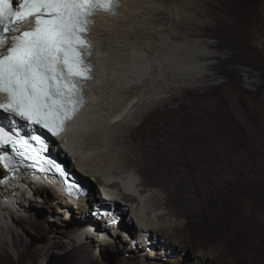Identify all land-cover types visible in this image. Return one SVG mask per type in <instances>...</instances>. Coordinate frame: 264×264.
<instances>
[{
	"label": "bare ground",
	"instance_id": "bare-ground-1",
	"mask_svg": "<svg viewBox=\"0 0 264 264\" xmlns=\"http://www.w3.org/2000/svg\"><path fill=\"white\" fill-rule=\"evenodd\" d=\"M236 1H206L207 13L215 17L217 27H232L226 21V14L231 12ZM173 2L124 0L118 13L100 14L94 28L99 76L88 91L91 104L83 124L77 126V130L84 128L85 131L68 137V152H72L76 160L75 170L84 171L92 189V180L94 182L96 178L102 184L100 188L110 191L114 198L99 201L97 209L83 208L85 200L81 198L75 201L79 210L74 211L76 207L72 210L65 206L63 197L53 187L36 188L32 193L12 190L5 185L7 182L0 180V260L11 261L14 254L17 259L26 255L30 242L18 227L37 226L43 231L53 228L52 224L46 226L31 212L35 209L34 201L51 204L53 212H65L61 217L65 232L74 228L72 223L75 221L84 229H91L95 224L92 229L102 232L99 239L87 236L86 241L79 242L78 236L71 231L68 242H78L73 249L85 264H99L101 256L119 264H176L172 257L184 255L197 257L198 263L210 257L205 233L197 222L206 219V206L211 198L223 196L221 192L230 185L241 186L235 179V175L239 178L241 161L234 157L236 136L231 128L236 117L220 98L208 109L211 118L203 119L188 110V106L183 107V114L176 109L174 103L179 97L173 88L146 91L148 84L138 59V46H148L147 40L165 31L162 19L176 20L172 16ZM193 25L196 28L202 26ZM178 28L189 34V29L182 23ZM171 37L179 36L173 32ZM203 55L202 59L213 57L209 53ZM235 56L230 55L228 59ZM236 90L240 106L246 110L248 100L239 86ZM136 120L141 122L135 124ZM114 125L119 126L116 131L111 130ZM236 127L243 130L240 123H236ZM0 169V178L5 177L2 167ZM23 180L24 184L30 179ZM142 185L157 190L152 192L151 187L143 189ZM235 197L237 191L230 189L221 201L224 198L231 201ZM102 207L110 208V212L106 213ZM76 212L79 219H76ZM179 213L186 216L188 222L174 219ZM252 213L248 211L244 215L251 219ZM98 216L105 218V224L97 225ZM229 219L230 213L225 214L222 221L227 223ZM48 220L59 221L51 217ZM118 224L119 232L115 234ZM128 229L133 238L126 237ZM121 231H125L124 239L117 242ZM257 257V264H264L262 251L257 252Z\"/></svg>",
	"mask_w": 264,
	"mask_h": 264
},
{
	"label": "rangeland",
	"instance_id": "rangeland-1",
	"mask_svg": "<svg viewBox=\"0 0 264 264\" xmlns=\"http://www.w3.org/2000/svg\"><path fill=\"white\" fill-rule=\"evenodd\" d=\"M206 1L174 0L171 6L176 20L162 19L165 31L147 40L148 46H138V59L148 84L146 91L160 92L173 88L179 97L174 103L176 109L183 114V107L188 106V110L203 119L211 118L208 109L220 98L236 117L231 128L236 136L237 153L234 157L241 161L239 178L235 175V179L241 186L230 185L221 193L225 195L230 193V189H235L237 197L231 201L225 198L221 201L224 195L211 198L206 206V219L197 222L205 233L207 251L211 255L198 263L193 255L174 256L172 259L176 264H257V252L264 253V0H237L231 12L226 14L230 28L216 26L215 17L207 13ZM181 23L189 29V34L179 30ZM193 23L202 26L196 28ZM173 32L179 37H171ZM203 53L213 57L202 59ZM233 54L236 56L228 59ZM236 86L243 90L248 100L246 110L240 106ZM140 122L136 120L135 124ZM236 123L242 124L243 130H239ZM116 127L114 125L111 130L116 131L119 126ZM138 176L143 181V177ZM94 179V189L99 191L102 184ZM150 187L142 185L143 189ZM151 190L154 192L157 188ZM34 208L31 212L46 226L52 224L53 228L43 231L37 226L18 227L30 242V247L22 258L17 259L14 254L11 261L0 260V264H58L61 255L63 258L59 264H85L73 249L78 242H68L71 231L78 236L79 242L86 241L87 236L99 239L102 232L78 227L76 221L72 223L74 228L65 232L61 218L65 212H53L54 207L47 202L34 201ZM248 211H253L251 219L244 215ZM229 213L231 220L224 223L222 218ZM77 215L76 212V219H79ZM49 217L59 221H50ZM174 219L188 222L182 213ZM111 227L113 230V224ZM124 232H120L117 242L124 239ZM126 232L130 233L129 229ZM98 263L119 264L107 256H101Z\"/></svg>",
	"mask_w": 264,
	"mask_h": 264
},
{
	"label": "snow or ice",
	"instance_id": "snow-or-ice-1",
	"mask_svg": "<svg viewBox=\"0 0 264 264\" xmlns=\"http://www.w3.org/2000/svg\"><path fill=\"white\" fill-rule=\"evenodd\" d=\"M99 8L111 10L112 0H0V110L56 133L83 103L91 71V43L83 37ZM28 19L34 26L22 30ZM10 141L0 127V142Z\"/></svg>",
	"mask_w": 264,
	"mask_h": 264
},
{
	"label": "trees",
	"instance_id": "trees-1",
	"mask_svg": "<svg viewBox=\"0 0 264 264\" xmlns=\"http://www.w3.org/2000/svg\"><path fill=\"white\" fill-rule=\"evenodd\" d=\"M63 258V255H61L60 257H59V259L57 260V263L59 264L60 262H61V259Z\"/></svg>",
	"mask_w": 264,
	"mask_h": 264
}]
</instances>
